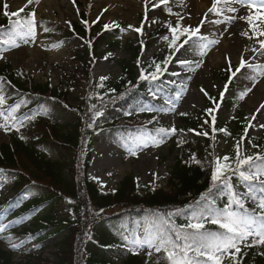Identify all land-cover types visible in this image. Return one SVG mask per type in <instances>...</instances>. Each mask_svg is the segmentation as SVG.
Listing matches in <instances>:
<instances>
[{"label":"trees","instance_id":"16d2710c","mask_svg":"<svg viewBox=\"0 0 264 264\" xmlns=\"http://www.w3.org/2000/svg\"><path fill=\"white\" fill-rule=\"evenodd\" d=\"M172 6V0H150L139 16L140 23L156 19L147 16L152 10L171 14ZM15 12L9 7L5 9L0 2V51L14 42L21 31H35V6L12 16ZM53 24L47 21L42 26L46 30H62L63 39H80V44L73 46L78 70L75 68V73L58 86L50 81L37 83L27 69L0 61V110L12 125L10 141L0 143V181L10 177L15 191L13 197L0 201V213L29 216L31 224H27L30 228L25 232L36 235L46 231L56 236L58 261L51 264H152L147 253L136 249H130L120 263L106 259V248L117 250L128 245V238L117 228L119 224H127L130 241L140 237L144 242L158 234L176 240L177 231H191L185 226L195 222L204 224L203 231H227L212 223L214 218L186 219L185 215L190 213L205 216L218 209L250 215L256 220L255 231L264 223V209L259 207L264 186L240 175L241 171L249 175L261 168L264 132L257 136L249 134L252 121L241 114L234 119L223 118L235 105L227 95L236 86L239 73L234 64L213 70L214 76L226 84L224 91H205L202 108L181 114L178 125H169L157 118L146 119V115H139V110L131 114L128 109L152 105L156 89L172 96L179 88L187 87L186 74L169 72L168 66L178 48L199 49L201 40L192 37L180 21L156 19L155 26L148 31L130 24L105 27L92 23L87 12H82L80 21L67 29L54 28ZM124 30L134 35L121 43L119 38ZM120 46L128 54L118 61L120 77H95L94 65ZM154 46L156 49L145 56ZM156 65H160L159 71ZM78 73L85 84L79 95ZM153 75L156 79H152ZM107 130L123 136L145 130L155 140H163L173 157L166 183L146 190L132 174H127L115 189H103L88 169L95 136ZM221 140L232 143L219 155L217 144ZM38 145L53 151L58 159L48 158ZM249 156L252 160L248 164H239V160ZM260 179L264 180V176ZM227 185L231 187V196L226 195ZM16 206L20 214L14 211ZM157 217L162 224L160 229L150 223ZM139 219H143L142 225L137 222ZM177 242L183 244L182 240ZM237 247L239 251L234 248L225 262L221 255L220 264H264L261 244L252 241L243 248ZM193 256L190 252L189 257ZM196 259L214 264L206 256ZM49 263L38 255H27L18 262L12 251L0 246V264ZM156 264H166L165 258Z\"/></svg>","mask_w":264,"mask_h":264},{"label":"rangeland","instance_id":"374dc122","mask_svg":"<svg viewBox=\"0 0 264 264\" xmlns=\"http://www.w3.org/2000/svg\"><path fill=\"white\" fill-rule=\"evenodd\" d=\"M148 1L32 0V3H29V0H0L16 11L25 7L37 8L36 30L21 31L14 43L0 51V61H9L17 69H27L37 83L50 81L54 86H58L61 80L65 81L68 76L75 73V68L78 70L79 64L74 60L73 46L80 44V39L75 37L63 39L62 30H46L42 26L43 22L50 21L54 23V28L61 26L67 29L71 23L79 21L82 12H87L92 23L107 26L131 24L150 31L155 26L156 19L178 20L185 29L195 32V35L192 34L193 37L201 40L199 49L184 47L178 49L169 65L171 72L177 74L185 72L188 87L180 89L173 96L165 95L158 89L154 90V105L145 104L140 107V113L150 112L145 116L146 119L157 118L163 123L178 125L181 114L193 113L202 108L205 90L217 92L224 89V82L214 76L213 70L233 63L240 71L237 74L236 86L229 89L227 95L233 97L235 105L224 113L223 118L234 119L238 114L243 118L249 117L252 120L249 134L260 135L264 131V0H172L171 14L163 15L152 10L147 16L156 19L152 21L146 19L140 25L139 16L144 12ZM133 35L132 31L124 30L119 41L123 43L126 38ZM156 47L147 51L145 56L150 55ZM127 57L123 46L109 51L94 65V75L103 79H117L120 76L118 61ZM182 60L188 63H180ZM77 81L79 95L85 89L84 80L79 73ZM133 111L134 108H130V112ZM11 129L6 115L0 110V143L10 141ZM132 134L123 136L108 130L95 137L90 172L98 179L103 189H115L127 174H132L146 190L155 189L166 183V175L173 165V157L168 153V146L163 140H155L145 130ZM231 143V140L219 141L218 154L222 155L227 151ZM37 148L48 158L58 159V155L46 149L44 145H38ZM261 163L264 161L261 160ZM262 164L259 165L261 168L264 167ZM12 186L11 178L0 182V200L15 195ZM229 193L230 187L227 186L226 194ZM14 211L19 213V206L14 207ZM224 212L216 209L203 217L205 220L210 219L209 216L223 219ZM214 213L221 215H213ZM194 215L198 214L190 213L185 215V218L197 221L193 219ZM27 222L29 216L14 217L0 213L2 229L0 246L12 251L18 262L24 261L27 255L41 256L50 262L49 264L57 262L58 250L54 244L57 237L46 231L36 235L25 233L23 229L26 228V224H31ZM137 222L141 224L143 219ZM150 223L159 229L162 227L158 217L151 219ZM117 228L125 238H128V245L117 250L106 248L104 255L109 261L120 263L130 249H136L140 253H147L148 261L152 264L164 258L166 264H172L164 249L156 252L152 244L144 243L140 237L130 241L127 224H119ZM254 239L259 237L248 236L245 241L238 242V246L243 248ZM261 246L264 247V244ZM233 250L234 248H230L222 254L224 262Z\"/></svg>","mask_w":264,"mask_h":264},{"label":"snow or ice","instance_id":"6c2138e0","mask_svg":"<svg viewBox=\"0 0 264 264\" xmlns=\"http://www.w3.org/2000/svg\"><path fill=\"white\" fill-rule=\"evenodd\" d=\"M29 3H32V0H29ZM7 9V4L4 5ZM5 15H9L5 11ZM12 16L19 15V12L11 13ZM34 16V13H32ZM107 27V25H105ZM31 30V29H30ZM173 32L176 31L175 28L172 29ZM195 35V32L192 33ZM175 43V41H173ZM180 63L185 64L187 61H180ZM157 71L160 70V65H156ZM152 79H156V76L153 75ZM0 102H2V97H0ZM143 110V109H142ZM100 113H97L99 115ZM161 131H166L161 129ZM175 131V129H172ZM225 160L228 157H224ZM252 160V157H246L245 159L239 160V164L244 165L248 164ZM226 167V166H225ZM240 175L249 181H258L261 186H264V180L260 179L261 176H264V168H259L255 173L245 175L243 171L240 172ZM218 178L217 174H213V180ZM264 191V187H262ZM259 207L264 209V199H261ZM213 215H221L220 213H214ZM203 213L199 215H194V220H202ZM211 219V216H209ZM222 218L227 222H221V219H212V223L220 224V227L226 229L225 233H212L203 231L204 224L200 222L189 223L185 226L186 229L191 231L180 230L176 232V240L166 237L163 234H158L153 240L144 241V243H150L155 247L156 252H160L161 249H164L168 253V258L171 260L172 264H207V262H202L201 260L196 259V257H207L208 261L214 262V264H220V256L227 252L230 248H236L238 242L245 241L248 236H258L259 239L253 240V243L264 244V223H261L259 228L253 232V228L256 224L254 217L250 215H240L237 213L227 212L225 210ZM2 230V229H0ZM183 241V244L178 243L177 241ZM158 241V244L156 243ZM17 245H13L16 247ZM194 253L192 258L189 257V253Z\"/></svg>","mask_w":264,"mask_h":264}]
</instances>
